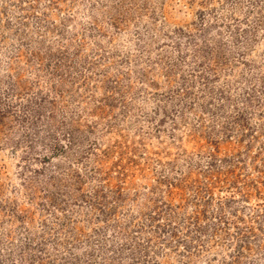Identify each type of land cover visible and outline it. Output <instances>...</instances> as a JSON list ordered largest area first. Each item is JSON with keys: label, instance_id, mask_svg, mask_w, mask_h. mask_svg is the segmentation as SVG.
<instances>
[{"label": "rangeland", "instance_id": "374dc122", "mask_svg": "<svg viewBox=\"0 0 264 264\" xmlns=\"http://www.w3.org/2000/svg\"><path fill=\"white\" fill-rule=\"evenodd\" d=\"M0 264H264V0H0Z\"/></svg>", "mask_w": 264, "mask_h": 264}]
</instances>
